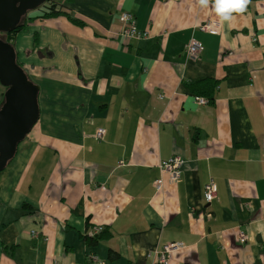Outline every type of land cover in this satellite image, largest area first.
<instances>
[{
    "label": "crops",
    "instance_id": "crops-1",
    "mask_svg": "<svg viewBox=\"0 0 264 264\" xmlns=\"http://www.w3.org/2000/svg\"><path fill=\"white\" fill-rule=\"evenodd\" d=\"M55 1L85 25L38 19L14 40L40 117L0 173V264H157L168 243L169 264H264V0L231 27L197 0ZM122 13L146 36L125 39Z\"/></svg>",
    "mask_w": 264,
    "mask_h": 264
},
{
    "label": "water",
    "instance_id": "water-1",
    "mask_svg": "<svg viewBox=\"0 0 264 264\" xmlns=\"http://www.w3.org/2000/svg\"><path fill=\"white\" fill-rule=\"evenodd\" d=\"M48 0H0V33H12L28 13ZM0 84L6 88L0 108V173L14 158L19 144L40 117V87L17 63L15 47L0 38Z\"/></svg>",
    "mask_w": 264,
    "mask_h": 264
},
{
    "label": "built area",
    "instance_id": "built-area-1",
    "mask_svg": "<svg viewBox=\"0 0 264 264\" xmlns=\"http://www.w3.org/2000/svg\"><path fill=\"white\" fill-rule=\"evenodd\" d=\"M121 22L123 23V28L121 34L127 40H139L146 36V34L140 32L136 27V19L135 16L130 13H122L120 16ZM202 31L209 32L211 34H218L220 25L218 24H206L200 27ZM204 51L203 45L193 40L187 47V55L190 60L198 61L201 59L202 53ZM197 102L201 104H206L207 100L203 98H197ZM106 135L105 130H98L96 132V139H104ZM263 151H264V142H263ZM184 162L180 158H174L168 161H164L161 163L160 168L162 172L168 173L170 175V180L173 183H176L180 179V171L182 170ZM163 183L158 182L159 189L162 188ZM205 196L207 202L211 203L212 201L217 199V187L214 183H210L206 186ZM101 232V229L97 231V234ZM36 232H32L33 236H36ZM239 244H246L249 240L247 233L243 230L239 231ZM180 243H168L164 246L162 251L155 253V257L157 259V264H169V258L171 254L179 249H181Z\"/></svg>",
    "mask_w": 264,
    "mask_h": 264
},
{
    "label": "trees",
    "instance_id": "trees-1",
    "mask_svg": "<svg viewBox=\"0 0 264 264\" xmlns=\"http://www.w3.org/2000/svg\"><path fill=\"white\" fill-rule=\"evenodd\" d=\"M37 12L38 15L32 17L30 14L28 16H24L21 21L18 24V27L15 31L12 33H0V38L11 43L14 46V40L18 34H21L22 32H25L31 22H34L38 19H50V18H66L72 25L76 27H83L85 25V22L82 18L75 16L73 13L70 12L69 9H66L64 6H62L60 3H58L55 0H48L46 4H44L42 7H40ZM37 43V39H36ZM17 63L19 64L18 58ZM20 65V64H19ZM21 66V65H20ZM204 85L203 90L201 87ZM216 87V83L213 82H202L199 84H196L193 87L194 92L198 97H202L203 93H206V97L209 103H212V93L214 92ZM200 88V90H199ZM6 91V88H5ZM39 99V98H38ZM4 103V95L3 99L0 102V108ZM111 237L110 232L103 231L98 235H89L84 236L83 240L87 247L92 248L99 244L100 242L107 240ZM7 254H11L9 250L13 248V246H4L3 247Z\"/></svg>",
    "mask_w": 264,
    "mask_h": 264
},
{
    "label": "clouds",
    "instance_id": "clouds-1",
    "mask_svg": "<svg viewBox=\"0 0 264 264\" xmlns=\"http://www.w3.org/2000/svg\"><path fill=\"white\" fill-rule=\"evenodd\" d=\"M202 9H211L221 24L227 23L231 27L235 14L243 13L249 0H197Z\"/></svg>",
    "mask_w": 264,
    "mask_h": 264
},
{
    "label": "rangeland",
    "instance_id": "rangeland-1",
    "mask_svg": "<svg viewBox=\"0 0 264 264\" xmlns=\"http://www.w3.org/2000/svg\"><path fill=\"white\" fill-rule=\"evenodd\" d=\"M34 12V11H33ZM31 13V12H30ZM29 15V13L27 14V16ZM4 89V92H5V88H3Z\"/></svg>",
    "mask_w": 264,
    "mask_h": 264
}]
</instances>
